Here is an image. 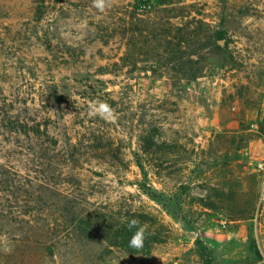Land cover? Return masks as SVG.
<instances>
[{
	"label": "rangeland",
	"instance_id": "obj_1",
	"mask_svg": "<svg viewBox=\"0 0 264 264\" xmlns=\"http://www.w3.org/2000/svg\"><path fill=\"white\" fill-rule=\"evenodd\" d=\"M12 174L163 241L20 264H264V0H0V264L34 250L6 227Z\"/></svg>",
	"mask_w": 264,
	"mask_h": 264
},
{
	"label": "trees",
	"instance_id": "obj_2",
	"mask_svg": "<svg viewBox=\"0 0 264 264\" xmlns=\"http://www.w3.org/2000/svg\"><path fill=\"white\" fill-rule=\"evenodd\" d=\"M6 184L9 189L15 186V199L19 203L17 218L5 220L12 236L10 240L35 250L21 253L19 264L33 256L40 259L44 254L56 258L59 249L77 241L100 240L103 252L121 248L131 254L163 242L148 232L145 224H154V219L145 212L121 214L114 208L86 201L71 204L64 201L66 197L56 188L29 175H9ZM133 219L138 220L139 225L130 229L128 222ZM140 226L145 230L144 239L142 247L137 249L131 247L129 241ZM196 244L198 255L203 258L208 248L201 240Z\"/></svg>",
	"mask_w": 264,
	"mask_h": 264
},
{
	"label": "clouds",
	"instance_id": "obj_3",
	"mask_svg": "<svg viewBox=\"0 0 264 264\" xmlns=\"http://www.w3.org/2000/svg\"><path fill=\"white\" fill-rule=\"evenodd\" d=\"M93 6L99 9L100 11H104L106 8H110L112 6L113 0H92ZM94 114L100 115L102 117L112 115V109L106 102L96 101L94 102ZM139 225L138 220H131L128 222V227L131 229ZM144 228L140 226L134 235L131 237L129 244L134 248H141L144 239Z\"/></svg>",
	"mask_w": 264,
	"mask_h": 264
}]
</instances>
